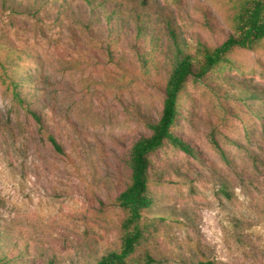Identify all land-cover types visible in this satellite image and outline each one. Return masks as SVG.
<instances>
[{
	"label": "rangeland",
	"instance_id": "1",
	"mask_svg": "<svg viewBox=\"0 0 264 264\" xmlns=\"http://www.w3.org/2000/svg\"><path fill=\"white\" fill-rule=\"evenodd\" d=\"M238 1L0 0V264H96L120 248L129 150L160 117L176 54L168 23L197 56L232 33ZM230 57L182 95L174 131L197 153L152 155L136 256L155 264H264V40Z\"/></svg>",
	"mask_w": 264,
	"mask_h": 264
},
{
	"label": "trees",
	"instance_id": "2",
	"mask_svg": "<svg viewBox=\"0 0 264 264\" xmlns=\"http://www.w3.org/2000/svg\"><path fill=\"white\" fill-rule=\"evenodd\" d=\"M90 12L94 13V8L91 7ZM106 18L111 22L113 14H107ZM143 27V25L137 27L138 35L142 34ZM168 29L175 41L176 54L166 82L162 111L159 118L146 121L151 132L140 136L132 143L128 161L130 182L117 197L124 215L121 223V245L118 250L102 255L96 264H155L156 260L148 252L142 257L136 256L148 233L144 224L145 213L155 203L150 187L152 173L155 170L152 155L168 144L191 155L197 153L189 142L174 131L180 114L182 95L190 79H201L221 66L232 67L233 60L230 54L235 48L255 49L264 40V0H239L233 8L232 33L217 46L200 41L197 56L182 48L169 23ZM3 69L8 75L7 66H3ZM11 83L17 101L38 123H42L40 114L21 96L18 90L21 83L15 80ZM246 96L252 97V92ZM49 141L57 150L62 151L61 145L53 135L49 136ZM216 146L220 150L219 144ZM220 152L225 155L222 150ZM196 264L216 263L212 260H200Z\"/></svg>",
	"mask_w": 264,
	"mask_h": 264
}]
</instances>
